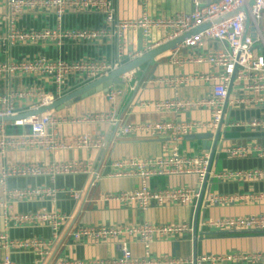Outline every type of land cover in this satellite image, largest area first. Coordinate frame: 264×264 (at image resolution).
<instances>
[{
    "label": "built area",
    "instance_id": "1",
    "mask_svg": "<svg viewBox=\"0 0 264 264\" xmlns=\"http://www.w3.org/2000/svg\"><path fill=\"white\" fill-rule=\"evenodd\" d=\"M146 2L148 0H145ZM243 0H210L203 5L200 0H191L189 12L181 11L169 17H152L146 11L136 19H118L112 0H0V47L3 51L19 45H39L51 43L61 47L70 42L115 41V56L112 60L62 57L50 58L41 53L32 57L0 61V80L16 76H29L42 81L25 88H6L0 91V158H5L11 151L41 149L47 152L66 150L97 149L102 138L86 133L65 134L60 127L65 125L109 122L121 135H141L143 137L168 136L170 140L168 153L153 157H127L113 160L110 178L139 179L135 189L104 195L105 200L116 201L124 205L146 210L150 205L193 204L201 198V186L207 178L223 180H262L264 169L255 170H211L209 151L198 155L181 152L179 144L184 137L198 133H215L220 127L226 105H244L264 109V0H256L250 10V19L255 37L244 34L245 14L237 12L218 23L214 18L238 7ZM96 12L103 17L102 26L96 28H71L64 25L67 13ZM34 18L50 15L53 24L48 26H20L18 21L25 14ZM204 24L209 27L185 38L179 45L169 50V62L183 66L186 63L206 65V73L176 75L153 81L158 86L172 88V96L163 100L143 103L156 112L207 110L208 121L164 120L130 123L120 126L119 119L111 112L81 114L79 116L59 115L52 109L40 114L19 117L28 111L52 104L57 99L78 87L96 79L106 77L125 63L140 57L160 45L188 33ZM136 31L141 38V49L136 52L127 50L124 33ZM156 36V37H155ZM217 43L210 47L209 43ZM257 45V50L255 49ZM181 48L192 52L184 58L178 57ZM128 75L122 76V81ZM130 78V77H129ZM195 82L209 85V93L199 97L180 96L178 88ZM48 85L46 89L44 85ZM122 90L108 89L106 100L113 102ZM231 93H238L237 97ZM5 117H17L3 121ZM232 124L224 125V128ZM235 126H247L264 130V118H253L246 123ZM19 128L18 132H8V128ZM227 156L245 158L255 153L264 158V144L257 142L234 144L225 149ZM86 174L89 180L83 190H71L74 198L82 195L95 185L96 174L90 162L50 161L0 163V214L3 229L0 230V247L6 253L0 264H16L10 257L12 249L29 248L42 255L58 238V230L67 220L60 212H49L42 208L34 213H13L14 204L20 201L54 200L58 189L54 186H31L10 188L9 178L49 177L53 182L57 176ZM195 175L196 188L164 187L153 189L148 180L156 176ZM206 204L220 205L236 200L244 202H264V191L235 196L216 195L207 192ZM24 225L48 226L52 238L44 240L37 237L28 239H11L8 228ZM201 225L217 230L264 232V213L248 216L225 217L203 220ZM188 224H152L141 225H86L79 226L71 233L74 241H116L120 254L109 259H90L78 261H58L56 264H174L176 261L154 257L150 254V244L156 239L180 236L190 230ZM127 239H136L143 247V255L134 257L129 249ZM264 261V253L202 256L190 261V264H203L206 261L256 262ZM28 264H38L34 261Z\"/></svg>",
    "mask_w": 264,
    "mask_h": 264
},
{
    "label": "crops",
    "instance_id": "2",
    "mask_svg": "<svg viewBox=\"0 0 264 264\" xmlns=\"http://www.w3.org/2000/svg\"><path fill=\"white\" fill-rule=\"evenodd\" d=\"M118 19L130 20L138 18L143 11L152 17H169L181 11L189 12L192 8L191 0H112ZM208 0H200L207 3ZM64 25L71 28L102 26L103 17L96 12H70L64 16ZM20 26H45L52 25L50 15H41L34 18L27 13L19 21ZM264 30V23L260 24ZM156 37V36H155ZM124 38L129 52L141 49V38L138 32L130 30L124 33ZM210 47L217 43H209ZM257 45L255 49L257 50ZM192 51L181 48L178 52L180 59ZM43 54L50 58L62 57L64 59L92 58L112 60L115 56V41L102 42H70L61 47L51 43L36 46L19 45L3 51L0 47V61L21 57H32ZM206 65L186 63L183 66L169 62V51L156 58L149 65H141L129 72L123 80L124 90L113 102H108L105 93H96L80 100L63 110L57 111L59 115L79 116L81 114L112 112L120 121V126L130 123H143L148 121L187 120L208 121L207 110H184L179 112H156L142 104L163 100L172 96L173 90L167 86H158L153 81L159 78L173 77L179 74L189 75L206 73ZM130 77V78H129ZM42 81L29 76H16L7 80H0V91L6 88H25ZM47 89L48 85H44ZM209 85L195 82L178 88L180 96L185 98L199 97L209 93ZM237 97L238 93H231ZM253 118H264V109L247 107L244 105H226L222 118V129L216 143L215 151L211 157V170H255L264 169V158H258L255 153L245 158H232L226 155L225 149L234 144H247L257 142L264 144V130L235 126L233 124L246 123ZM232 124L224 128V125ZM11 132H18L19 128L9 127ZM59 130L65 134H90L102 138V144L97 149L66 150L47 152L41 149L11 151L5 158H0V163L38 162L50 161H82L90 162L96 174L95 185L89 188L80 199L72 196L71 190L79 191L86 187L89 180L86 174L57 176L52 182L49 177H23L9 178L10 188H23L31 186H51L58 189L55 199L20 201L14 204L13 213H34L42 208L49 212H60L68 218L58 230V238L42 255L29 248L12 249L10 257L16 264H28L38 261V264H56L58 261H78L90 259H109L119 256L120 251L116 241H74L71 233L79 226L86 225H141L145 222L152 224H188L191 229L180 236L166 239H156L150 244V254L154 257H165L176 261L174 264H190V261L202 256L216 257L218 255H239L264 253V232L217 230L201 225L203 220H213L225 217L248 216L264 213V202H244L236 200L232 203L210 205L204 201L207 192L235 196L264 191L262 180H223L207 178L201 186V198L193 204L150 205L146 210L124 205L122 203L105 200L104 195L132 190L138 187L139 179L110 178L108 174L112 169L110 163L127 157H153L168 153L170 140L168 136L143 137L141 135H121L109 122L84 123L65 125ZM199 134V133H198ZM196 135V134H194ZM220 145V146H219ZM205 149L203 140L184 137L179 144L182 153L198 155L209 151L214 146V139L206 140ZM220 147V148H219ZM219 148V149H218ZM148 185L153 189L164 187L196 188L195 175L156 176L148 180ZM2 212H0L1 214ZM3 222L0 216V230ZM7 233L11 239L21 240L32 237L49 240L52 231L48 226L24 225L8 228ZM134 257L143 255V247L136 239L126 240ZM6 251L0 247V259ZM203 264H264L256 262H215L206 261Z\"/></svg>",
    "mask_w": 264,
    "mask_h": 264
},
{
    "label": "water",
    "instance_id": "3",
    "mask_svg": "<svg viewBox=\"0 0 264 264\" xmlns=\"http://www.w3.org/2000/svg\"><path fill=\"white\" fill-rule=\"evenodd\" d=\"M208 1H210V0H208ZM254 4H256V0H243V2L238 7L214 18L213 23H218V22H220V21H222L228 17L233 16L237 12H243L245 14V19L242 20V22L244 23V34L246 35V34H248V32H250V36L252 38H254L255 33H254V29L252 27V21L250 19V10L252 9ZM207 27H209V24H204V25H202V26H200V27L188 32V33H185V34H183V35H181V36H179V37H177V38H175L169 42H166V43L160 45L159 47H157V48H155L149 52L144 53L140 57H137L136 59L125 63L124 65L120 66L118 69L112 71L106 77H102V78L96 79L94 81H91L89 83H86L85 85L78 87L77 89L73 90L72 92L65 94L61 98L54 101L52 104L45 106V107H41L38 109L28 111L26 113L19 115V117H27L30 115H36V114H40V113H43V112H46V111H49L52 109H54L56 111H60V110H63L65 107H68L74 103H77L80 100L85 99L88 96H91L93 94L100 93V92L106 93L108 91V89H110V88L123 91L125 88V84L121 78L124 74H127L129 72L134 71L136 68L140 67L141 65H149L154 60V58H156L160 54L173 49L174 47L179 45L185 38H187L191 35L197 34L198 32L206 29ZM15 118H17V117H5L2 120L3 121H11V120H14ZM219 135H220V127L215 131V133H199L196 135H189L187 137L197 138V139L203 140V146L207 150H208V148L206 146V140L213 138L214 139V146L210 152V156L212 157V155L215 151V148H216V143L219 139Z\"/></svg>",
    "mask_w": 264,
    "mask_h": 264
},
{
    "label": "trees",
    "instance_id": "4",
    "mask_svg": "<svg viewBox=\"0 0 264 264\" xmlns=\"http://www.w3.org/2000/svg\"><path fill=\"white\" fill-rule=\"evenodd\" d=\"M8 132H11L10 129L7 130Z\"/></svg>",
    "mask_w": 264,
    "mask_h": 264
}]
</instances>
